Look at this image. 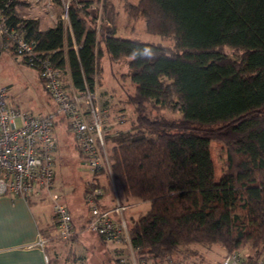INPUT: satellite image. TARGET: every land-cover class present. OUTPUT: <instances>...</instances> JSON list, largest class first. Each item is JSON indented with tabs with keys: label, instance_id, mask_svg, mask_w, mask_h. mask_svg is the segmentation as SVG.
Returning <instances> with one entry per match:
<instances>
[{
	"label": "trees",
	"instance_id": "trees-1",
	"mask_svg": "<svg viewBox=\"0 0 264 264\" xmlns=\"http://www.w3.org/2000/svg\"><path fill=\"white\" fill-rule=\"evenodd\" d=\"M92 2L70 1L76 48L71 38L66 46L61 21L49 26L44 17H31L26 1L13 0L7 13L37 51L68 69L79 91L95 90L104 53L113 62L127 58L130 124L107 139L118 189L126 199L150 203L128 226L136 255L171 260L181 247L217 244L227 253L247 247L249 261L262 258L264 0L124 1L131 22L142 18L147 32L172 38L173 47L118 36L112 0H102V19L111 25L97 30ZM211 140L223 144L226 156L218 181ZM49 231L40 234L46 239Z\"/></svg>",
	"mask_w": 264,
	"mask_h": 264
},
{
	"label": "rangeland",
	"instance_id": "rangeland-1",
	"mask_svg": "<svg viewBox=\"0 0 264 264\" xmlns=\"http://www.w3.org/2000/svg\"><path fill=\"white\" fill-rule=\"evenodd\" d=\"M112 1L117 11L115 24L118 36L125 39L139 40L143 43L162 44L167 47H173L174 41L172 38H162L160 35L147 32L142 18L131 22L124 5L125 0ZM127 1L132 4H137L138 2V0ZM97 4L98 1L96 0H93L90 4V9L92 10L90 12L91 16L97 14L98 9H93ZM33 10L30 14L31 16L44 15L40 7H35ZM105 20L107 19L105 18ZM109 23L111 22L109 21ZM103 24L108 27L105 22ZM64 36L67 46L71 36L67 31L64 32ZM73 48H76L74 42ZM225 51L228 54H235L229 48H225ZM126 61L127 58H121L117 62H113L104 53L101 58L102 71L99 74L100 79L95 91L98 96L97 105L104 111L102 132L105 153L107 154V161L106 163L104 162V166L99 172L97 183L100 185L104 183L106 185L107 193L106 195L103 194L102 201L107 205L113 206L118 199L122 204L127 205L124 219L128 228L133 221L149 210L150 203L134 197L126 199L123 196L112 176L109 160L112 143L107 139V136L127 130L130 124L132 107L127 100L128 95L134 92V86L131 84L129 78L123 75L127 70ZM63 79L66 87L69 88L66 73H64ZM0 87H5L6 89V104L9 106L27 111L37 117L48 113L55 114V104L44 90L36 70L28 67L21 61H14L6 50L2 51L0 58ZM163 112L168 118L180 117L179 112H169L166 110ZM55 120L59 121L54 127V136L57 140V149L54 154L52 167L54 186L56 189L62 191L61 202L75 215L76 220L74 219V225L79 229V233L69 239H57L54 236L57 227L55 224L52 225L50 200H35L33 197H30L28 201H30L34 212L39 214L42 226H45L44 228L48 226L50 229L46 237V245L44 246L45 254L48 257L47 264H121L120 259H123L126 264H221L225 256L230 253H227V250L217 244L209 247L194 244L181 247L180 252L174 255L171 260L149 259L141 261L134 249L131 254L132 250L127 245L102 240L93 232L85 231L84 225L88 216V207L84 200L83 189L86 187L89 172L83 164V157L69 129L67 117L56 113ZM209 150L214 166V177L218 181L222 169L226 166L223 144L217 140H211ZM40 195L38 198L46 196L44 192ZM236 251L240 252L243 260L247 259V255L250 252L247 247H242Z\"/></svg>",
	"mask_w": 264,
	"mask_h": 264
},
{
	"label": "built area",
	"instance_id": "built-area-1",
	"mask_svg": "<svg viewBox=\"0 0 264 264\" xmlns=\"http://www.w3.org/2000/svg\"><path fill=\"white\" fill-rule=\"evenodd\" d=\"M13 0L0 3V40L4 47L11 48L14 56L36 70L44 90L55 104V114L33 116L27 111L6 104V89L0 87V196H20L27 200L40 197L44 192L51 202L57 223L54 236L59 240L69 239L79 233L72 221L68 207L61 202L62 191L54 187L53 159L57 149L54 136L55 115L67 117L69 129L83 157V164L89 172L86 181L84 200L88 209L84 230L101 235L106 241H114L131 246L124 212L127 205L116 202L108 206L102 201L103 186L98 184L99 172L107 161L103 140L104 111L97 105L96 91L86 88L77 90L69 72L52 64L43 52L35 49L33 42L10 21L7 10ZM29 4V15L35 7H40L46 20L56 25L61 21L64 32H69L73 40L68 11L71 0H24ZM96 28L101 23L110 26L102 19V0L93 9ZM31 16V15H30ZM38 17V16H31ZM74 42V40H73ZM68 78L69 88L63 79ZM46 239L38 237L36 245L43 248ZM47 260V259H46ZM121 264H126L120 259ZM221 264H264V256L252 261L243 260L239 251L225 256Z\"/></svg>",
	"mask_w": 264,
	"mask_h": 264
},
{
	"label": "crops",
	"instance_id": "crops-1",
	"mask_svg": "<svg viewBox=\"0 0 264 264\" xmlns=\"http://www.w3.org/2000/svg\"><path fill=\"white\" fill-rule=\"evenodd\" d=\"M45 22L52 26L46 18ZM3 50H6L14 61H20L8 47L2 45L0 40V58ZM102 186L106 185L103 183ZM34 199L49 200L47 196ZM116 201L120 202L119 199ZM71 216L75 223L76 218L72 212ZM51 218L53 219V211ZM41 222L39 214L34 212L30 201L20 196H0V264H47L48 257L45 254V247L41 248L36 245L38 237L41 236L40 230L45 229Z\"/></svg>",
	"mask_w": 264,
	"mask_h": 264
}]
</instances>
